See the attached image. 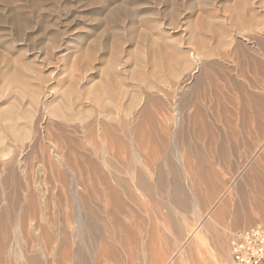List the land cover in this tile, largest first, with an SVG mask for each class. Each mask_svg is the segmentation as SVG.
Listing matches in <instances>:
<instances>
[{
    "label": "bare ground",
    "instance_id": "6f19581e",
    "mask_svg": "<svg viewBox=\"0 0 264 264\" xmlns=\"http://www.w3.org/2000/svg\"><path fill=\"white\" fill-rule=\"evenodd\" d=\"M225 7L221 16L198 12L179 39L145 40L142 31L123 57L113 44L97 80L77 59L54 77L2 63L0 264H181L170 242L191 252L208 235L211 264H219L227 227L257 212L264 218V140L243 145L255 149L243 150L232 184L214 167L234 151L233 141L264 133V0ZM230 185L255 215L247 207L250 214L232 212ZM161 194L182 221L164 223L174 213L165 209L159 220ZM188 200L198 207V228L188 222ZM144 202L151 212L142 206V216L168 231L169 244H157L160 230L151 227L142 232L149 242L138 241L126 217ZM127 250L123 261L119 251Z\"/></svg>",
    "mask_w": 264,
    "mask_h": 264
},
{
    "label": "rangeland",
    "instance_id": "374dc122",
    "mask_svg": "<svg viewBox=\"0 0 264 264\" xmlns=\"http://www.w3.org/2000/svg\"><path fill=\"white\" fill-rule=\"evenodd\" d=\"M203 1L201 0H0V66H1L0 70L2 71L4 69L2 67L3 66L2 63L4 64L5 62H8L12 66V63L14 62L13 66L15 65V63L20 64V66L21 64H23L21 67L23 69H26L27 66L26 70L28 73L32 72V70H34L35 68H38L35 70H39L41 68L44 75L49 74L48 76L54 77L56 74L61 73L60 71H62L63 69L65 71L66 66L70 63L71 59L73 60V62L77 59V61L74 62L75 64L78 63L76 64V66H79L81 63L82 66L83 65L85 66H83L82 68L80 65L79 68L84 69L86 68L87 65H90L88 66L91 68V70L89 69V73L91 72L94 75L95 80H97V77L99 75V70L103 67L102 65H104L105 62L104 60L108 62L109 58L112 57L109 56L111 53V52L109 53V51H110V47H112L113 44H114L113 46H115V48L117 49L116 51H119V53H121V50H123L122 51L123 55L122 53L120 55L121 57H123L124 55L127 54L126 51H130V49L131 50L133 49V45L136 44L134 40L137 38V36H139L138 34L142 35L143 33L142 31L144 32L147 31L145 32V34H143V38L145 40L152 35L160 36V37L179 35V36H175L176 38L179 39L180 36L184 35L186 29L189 28L191 21L194 22L195 21L194 19L198 15H200L198 12L205 13L208 12V10L209 11L211 10V12L213 11L218 12L217 14L221 16L225 11L224 9H226L225 6L229 2L233 3L235 1L240 3V1L242 2L243 0H206L207 3L206 5H205V0ZM252 1L256 2L257 0H252ZM201 2H203L205 6ZM226 2L228 3L226 4ZM224 3L225 5H223ZM201 4L203 5L204 9L201 7L202 6ZM199 8L202 9V11H199L198 10ZM213 14L216 15L215 13H212L211 15ZM187 24H189V26ZM183 26L185 27V29ZM135 34H136V38H133L135 37ZM130 37L132 38L133 41L130 40L131 39ZM115 43L116 45L119 46V48H117ZM86 55H89L92 59L90 58L91 59V60L89 59L90 61L89 60L85 61L89 58L88 56L87 58ZM92 60L94 63H92ZM110 60H112V58H110ZM82 61H84L85 63L87 62V64H85ZM88 62H90V64H88ZM28 68H30L29 69L30 71H28ZM9 69H6V71H8ZM257 134L258 137H255L254 134L252 135L255 137V139L250 135V136H244V138L238 141L237 140L233 141L231 144L232 145L231 148L232 150H234L233 152L235 153L232 152L231 154L228 155L229 157L220 160L221 162L218 161L219 163L216 162L218 165L216 163L214 164L215 168L220 169V170L216 169L217 173L219 172L218 176L220 181L222 179H223L222 181L228 180L230 181V184H232V182L234 181L233 179L236 180L237 178H239L238 174H240V172L239 170H237V167L239 166L238 163L243 162V160L245 159L243 158L245 157L243 156V153L245 151L244 149L246 148H244L243 145H245L246 143L251 147L254 145L255 148H257L256 146H258V144L260 145L263 142L262 139L264 140V135H263L264 133L261 134L260 132H257ZM243 135L244 134H242L241 137H243ZM246 137L248 138L252 137V139L249 138L250 142L249 139ZM256 138L258 139L261 138V139L259 140V142H257L258 139L256 141ZM250 146L249 149H246V151H253L255 149L252 148L251 150ZM238 155L241 156L238 157ZM230 157L232 159H230ZM227 158H229V162ZM226 165L227 166L229 165L228 168ZM224 166L228 170H226ZM234 168L236 172L234 171ZM229 169H231L232 172H228L230 171ZM231 187L232 185L229 186L230 190L228 188L226 189V191L228 192L225 193L227 197L232 198V202L234 201L233 205H235V207L232 204L231 205L233 207L232 206L230 207V205H228L229 208H231L232 212L235 211L239 213L241 212L240 209L242 208L244 209L246 207L249 208L248 206L246 207L241 206L239 193L234 192V189H232ZM224 191L225 190H223L222 193ZM227 193H229L230 196ZM187 195L189 199L190 195L188 193ZM166 197L167 196L161 194L158 195L157 197L159 200L156 198L158 201L157 206L160 205L159 206L160 208L158 207L159 210L163 208L160 211L161 215L159 217L160 218L159 220L162 222L165 218L166 221L164 220L165 221L164 223H168L170 221L169 225L171 226L172 224L176 223L177 218L179 219V221H182V219H180L181 217L179 211L176 209L173 210L172 206L166 203V200L164 199ZM160 199L161 200L163 199L164 201L163 200L161 201ZM235 201L238 203H236ZM161 202L163 203V206L164 204H167L166 205L167 207L165 206L166 208H164ZM188 203H189L188 205L189 211L187 213L189 215L187 217L188 222L191 225L193 224V227L195 228L199 225L198 223L200 221V220L198 221L197 220L198 218H196L198 217V213L196 210V208L198 209V207H196L197 205H195V203L193 204V202L190 200H188ZM140 205H139L140 209L138 207H134L135 210L134 209L132 210L133 213L135 211L138 212V213L136 212L137 215L134 213L135 216L133 214V216L136 218L135 221H134V217L133 218L126 217L130 221L133 220L131 221V223L133 222L132 224L134 228L132 225L131 227L133 230H135L137 239L139 238L138 241L149 242L148 237L147 236L143 237V236L146 233H148L147 229L151 227L150 229L151 231L157 230L158 228H159L158 231L160 230L158 232L159 235L156 240V243L159 241L160 242L157 244H159L160 246L165 245L166 242L167 244H169L168 241L171 239V235L168 233V231L165 229L163 230L162 228L164 227L161 224H158V222L152 217L150 218V220H147L146 217H143L144 213L143 211L141 212L142 206H143V210L145 211V215L148 216L147 214L150 215L151 212L150 204L148 202H144ZM199 206L202 209L201 212L204 211L203 209L204 206L201 205ZM168 207L169 208L171 207L170 208L171 211L168 210L169 209ZM164 209L169 212H174L173 215L171 214L172 215L171 216L169 214L168 217L163 218L164 216L163 214H165L164 212H166ZM251 209L249 208L252 214L256 213L255 210L253 209L251 210ZM207 210H209V208ZM244 210H243L244 212L248 211L249 213L248 209H244ZM138 214L141 215L138 216ZM256 215H259V217L257 216L256 218ZM256 215H255V219L254 218L252 220L247 219L246 221L245 219L248 218L246 217L239 223H236V225L233 224L230 225L229 228L227 227L228 230L226 229L225 231L226 234L225 245H226L227 253L224 255V257L222 256L220 258L219 264H222L225 261L229 260V240L231 237L229 236L230 234H233L235 230H238L240 228L250 227L258 223L264 226V218L261 216L260 213L258 214V212L256 213ZM172 217L176 219H173ZM194 218H196L195 221ZM145 219L147 222L145 221ZM172 219L173 221L171 222ZM142 220L144 221V223H142L143 222ZM93 221H95V219H93ZM98 223L100 224L99 227L104 228L103 230L105 232L108 226L105 227L102 221H98ZM152 225H155L156 227ZM140 226H142V228ZM136 227L139 230L136 229ZM150 230L148 229V231ZM231 230L233 231V233L230 232ZM142 232L145 234H143ZM106 234H107V230H106ZM107 239L111 240V238H107ZM143 239H145L146 241ZM212 241L211 238H209V235L207 236V238L205 236L204 240H201V242L199 241L200 244L202 243L201 245L198 242H196L193 245L191 252L184 251L185 247L183 248L178 247L179 249L176 248L177 244L176 243L174 244V241L170 243L172 244V246L173 245L175 246V251L176 252L178 251L179 255L181 254L184 256L185 261L183 260L181 264H209V263L211 264L212 262L211 260L213 259L212 255L215 254V246H214L215 244ZM99 242L100 241L98 240L93 242L92 246H94L95 249H98ZM115 243L117 246L118 245L120 246L119 244L120 242L119 243L115 242ZM174 246L173 247L170 246V247L174 248ZM128 251L130 252V250H127L125 252L119 251L123 261L125 260V256H131V254H129ZM207 252H209V254ZM189 254L190 257L188 256ZM11 255L12 254H10V256ZM10 256L8 258H10ZM95 257L96 258H93L94 262L95 261L98 262L100 261V259H102L100 255L98 256L96 255ZM186 257L188 260L186 259ZM10 259L12 260V258ZM10 259H8V261L11 262Z\"/></svg>",
    "mask_w": 264,
    "mask_h": 264
},
{
    "label": "built area",
    "instance_id": "2783aa9c",
    "mask_svg": "<svg viewBox=\"0 0 264 264\" xmlns=\"http://www.w3.org/2000/svg\"><path fill=\"white\" fill-rule=\"evenodd\" d=\"M264 261V226L235 231L229 240V260L223 264H261Z\"/></svg>",
    "mask_w": 264,
    "mask_h": 264
},
{
    "label": "crops",
    "instance_id": "0c3cea01",
    "mask_svg": "<svg viewBox=\"0 0 264 264\" xmlns=\"http://www.w3.org/2000/svg\"><path fill=\"white\" fill-rule=\"evenodd\" d=\"M238 214V213H237ZM243 218L244 216L242 214H240L239 218ZM242 221V220H239V222ZM261 264H264V261L261 262Z\"/></svg>",
    "mask_w": 264,
    "mask_h": 264
}]
</instances>
